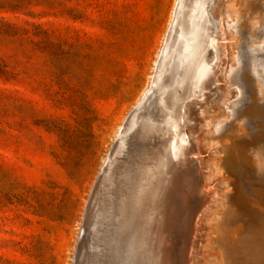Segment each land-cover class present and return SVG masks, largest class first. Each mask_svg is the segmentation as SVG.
Instances as JSON below:
<instances>
[{
  "label": "rangeland",
  "instance_id": "obj_1",
  "mask_svg": "<svg viewBox=\"0 0 264 264\" xmlns=\"http://www.w3.org/2000/svg\"><path fill=\"white\" fill-rule=\"evenodd\" d=\"M177 3L0 0V264H74L94 183L151 82ZM208 12L225 38L213 86L185 103L186 242L199 264H264V0H211ZM164 153L147 215L136 226L112 216L90 231L82 264H157L168 251L159 242L168 233L158 210ZM126 162L107 177L124 186L105 202L133 200L115 173ZM94 213L93 230L103 211Z\"/></svg>",
  "mask_w": 264,
  "mask_h": 264
},
{
  "label": "bare ground",
  "instance_id": "obj_2",
  "mask_svg": "<svg viewBox=\"0 0 264 264\" xmlns=\"http://www.w3.org/2000/svg\"><path fill=\"white\" fill-rule=\"evenodd\" d=\"M210 4L211 0H178L168 38L161 53L163 64L157 71V75L166 72L164 77L167 78L166 83L162 87L159 85L157 95L141 112L140 119L135 120L133 117L127 132L123 134L119 132L122 137L121 150L113 154V162L107 168L108 173L97 178L98 181L94 183L93 197L90 202H87L85 213H83L84 225L88 226L85 236L90 231L96 232L104 228L112 216L120 220L122 218L125 225L136 226L138 224L136 220H141L147 215L146 206L155 190L154 199L157 197L156 188L162 172L157 156L164 151L168 159L171 157L169 168L167 167L169 178L165 179L164 188L159 186L162 189L160 195L162 201L158 204V210L166 209L161 224H167L168 233L166 236L159 234V242L169 247L168 251L161 249L158 252L157 264H199L198 259H194L196 250L194 248L188 250L189 244L186 242L190 226L187 205L193 185V165L189 158L192 143L184 132V126L187 99L194 95L200 96L204 90L213 86L214 76L221 60L220 43L222 42L219 38H225L224 22L217 18H209ZM170 50H173V54L167 60L170 57L168 55ZM160 80L155 81L158 83ZM219 87L222 88L220 85ZM128 130L132 131V135H129ZM130 157H134L136 161L131 162ZM154 157L156 162L153 160ZM124 162L127 163L124 168H119L115 173L120 180L127 181V186L133 188V200L129 201V205H124V201L118 203L113 198L105 202L103 198L106 192L112 195L117 185L124 186L121 181L112 178L108 181L109 178H107ZM97 208L102 210L103 214L95 222L100 223L102 227L93 230L91 224L86 222L94 220V211ZM119 211L120 214H118ZM82 240L76 244L75 264L86 261L82 255L83 247L80 248ZM196 247L198 248V245ZM178 251L179 254H177Z\"/></svg>",
  "mask_w": 264,
  "mask_h": 264
},
{
  "label": "water",
  "instance_id": "obj_3",
  "mask_svg": "<svg viewBox=\"0 0 264 264\" xmlns=\"http://www.w3.org/2000/svg\"><path fill=\"white\" fill-rule=\"evenodd\" d=\"M209 18H213V17L210 15ZM214 20L215 19H213V21ZM167 34L168 33H166V36H167ZM164 44H165V42H164ZM164 44L162 46V49H161V52L159 54L158 60L156 61L155 71H154V73L152 75L151 82L147 86V88L145 89V91L143 92V94L140 97V99L138 100V102L133 106V108L128 113V115H127V122L124 123L125 122L124 121L123 124H122V126L119 129L120 134H123V133L127 132V127L129 126L130 121L133 119V117H135V120L137 118L140 119L139 115L141 114V112L146 108V106L149 104V102L151 101V99L154 98L157 95V92L159 90V85H160V87H162V85H164L166 83L167 78H164V77H166L165 76L166 75V72H164V73L162 72V75H157V71L159 70L158 68L162 67V64H163V58L161 57L162 56L161 53H162V50L164 48ZM172 54H173V50H170L169 53H168V55L170 57L167 60H169L171 58ZM157 79H159V80L162 79V81L160 80L157 83L155 81ZM160 82H162V83L160 84ZM204 92L205 91L202 92V95H204ZM192 97H197V95H194ZM119 132H118V135H117V137H116V139L114 141L115 147L113 148V150L110 151V153H109V155L107 157V160L105 162V165L102 167V170L99 173V176H103V175H106L108 173L107 172V168H108L109 164H111L113 162V156H114L113 154L114 153L116 154L119 150H121L120 141L122 140V137H120ZM128 133H129V135H132V131H129ZM130 141H131V139H130ZM85 226H84V228H83V230L81 232L79 241H81L85 237L86 232H88V226L87 225H85ZM74 264H75V260H74Z\"/></svg>",
  "mask_w": 264,
  "mask_h": 264
}]
</instances>
